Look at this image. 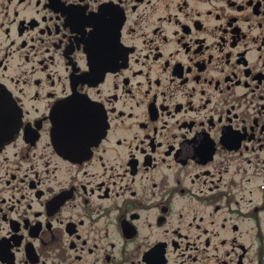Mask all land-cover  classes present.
<instances>
[{
	"label": "flooded vegetation",
	"instance_id": "flooded-vegetation-1",
	"mask_svg": "<svg viewBox=\"0 0 264 264\" xmlns=\"http://www.w3.org/2000/svg\"><path fill=\"white\" fill-rule=\"evenodd\" d=\"M0 264H264V0H0Z\"/></svg>",
	"mask_w": 264,
	"mask_h": 264
}]
</instances>
